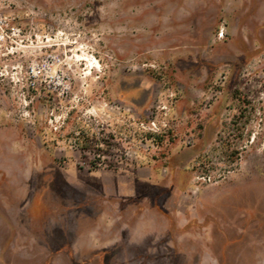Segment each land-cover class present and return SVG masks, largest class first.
<instances>
[{"label":"rangeland","instance_id":"rangeland-1","mask_svg":"<svg viewBox=\"0 0 264 264\" xmlns=\"http://www.w3.org/2000/svg\"><path fill=\"white\" fill-rule=\"evenodd\" d=\"M254 263L264 0H0V264Z\"/></svg>","mask_w":264,"mask_h":264},{"label":"built area","instance_id":"built-area-1","mask_svg":"<svg viewBox=\"0 0 264 264\" xmlns=\"http://www.w3.org/2000/svg\"><path fill=\"white\" fill-rule=\"evenodd\" d=\"M31 84H33V82H31Z\"/></svg>","mask_w":264,"mask_h":264},{"label":"flooded vegetation","instance_id":"flooded-vegetation-1","mask_svg":"<svg viewBox=\"0 0 264 264\" xmlns=\"http://www.w3.org/2000/svg\"><path fill=\"white\" fill-rule=\"evenodd\" d=\"M254 264H256V263H254Z\"/></svg>","mask_w":264,"mask_h":264}]
</instances>
